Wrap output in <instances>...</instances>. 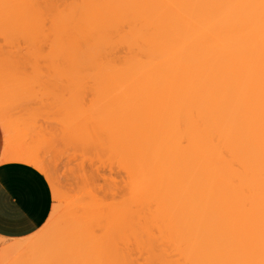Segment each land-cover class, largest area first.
Listing matches in <instances>:
<instances>
[{"label":"bare ground","instance_id":"6f19581e","mask_svg":"<svg viewBox=\"0 0 264 264\" xmlns=\"http://www.w3.org/2000/svg\"><path fill=\"white\" fill-rule=\"evenodd\" d=\"M259 5L258 0H0L1 23L23 24L15 31L25 29L27 43L32 32L47 42L48 50L39 48L45 52L34 50L37 58L47 52L45 67L97 70L91 79L111 88L100 127L90 129L96 135L92 150L105 155L101 164L110 161L106 165L125 176L118 180L107 171L111 179L105 177L107 183L100 182L95 192L89 186L86 201L69 199L72 205L68 201L54 224H60L58 230L46 228V240L61 257L77 254L66 261L264 264ZM10 143L0 162L20 160L45 172L40 150ZM43 234L21 239L24 243L13 240L14 262H7L17 264L18 257L20 264H50L44 245L47 252L51 245L43 243ZM4 249L0 245V264L7 263Z\"/></svg>","mask_w":264,"mask_h":264},{"label":"rangeland","instance_id":"374dc122","mask_svg":"<svg viewBox=\"0 0 264 264\" xmlns=\"http://www.w3.org/2000/svg\"><path fill=\"white\" fill-rule=\"evenodd\" d=\"M263 1L258 0L259 4L261 2V5H263ZM261 5L259 6L261 7ZM247 15L250 16L249 13ZM8 20L12 21L10 18ZM257 20H259V18ZM257 20L254 22V20L252 19L251 21H253L252 23L254 25H257L260 23L259 20V23L256 24ZM27 23H29L30 29L35 30V27L31 25V22L27 20ZM34 24L37 26V29L38 27L40 28V30L44 29V26H41V24L36 22H34ZM16 26H21L22 28L23 24L1 23L0 21V131L3 139V149L7 145V143L11 142L13 145L16 143L15 147H18L19 145H24L26 147L34 148V150H40V155L42 154L43 156L42 161L44 160L45 162H43L50 169L48 171V168L46 169L45 165V172H43V174L46 176L50 184L53 197L52 209L46 222L41 226L40 230H37L36 232L29 235L30 238H32L31 236L39 235L40 233H45L46 228L49 229L48 232L50 231V229L58 230L60 224H58V227H56V223L61 222L59 220L63 217V215L61 214L62 208H67L68 206H70L69 204H67L68 201L70 204L71 201L78 202V198H80L81 201H86L89 198L88 190L90 189L89 191H92L89 186H95V189L93 188L95 192L96 188L101 186L100 182H103L102 185L104 184L105 186V184L107 183V180L104 179L105 177H110L111 179V176L113 175V177L115 176L117 177L116 179L119 180V178L124 177L125 174L124 172H120L119 168H117L119 172L116 173L115 165H112V167L109 168L108 165H106L109 164V160L108 163L101 164L102 161L100 157L102 156L99 157L96 151L94 153L95 149L92 150V142L94 139L93 136L96 135H94L93 133L91 134L90 129L92 125L95 126V124H97L95 130L100 127L99 125H101V121L106 115V110L109 107V95L107 96V93L111 89L104 84H100L102 81L100 83H96L91 79V75L94 76L96 74H99L100 72H94L97 70L92 71V69H90L91 71H74L69 69L61 70L57 68H51L50 66V68L45 67L43 64L47 63V61L44 56L47 52L39 54L40 57L38 58L36 54L40 51L45 52L46 50H48L46 48L47 42H44V40L36 36V32L33 34L32 31L34 30H32V35L30 34V31L28 32V34H30L28 39L32 37V40L30 39L31 42L27 43L28 41L26 37L28 35H24L25 29L19 30V28V31H15ZM4 28H6V30ZM34 36L40 39L37 40V38L35 37L36 40H34ZM38 42L41 43L38 45ZM27 45L31 48H29ZM41 45L45 47H43L45 51L43 49V51H39ZM27 47L33 52L35 48L38 47L35 50L38 52L36 54L35 52H30L28 51ZM27 55L28 57H26ZM33 57L34 60L38 62H35V67H32V65L34 64L31 61L33 60ZM27 58H29L28 61ZM28 64L32 65L28 66ZM95 78L96 77H94L93 79L96 80ZM98 78L100 79L99 75ZM94 120H96V123L94 122ZM88 130L90 132H88ZM91 130L95 133L93 127ZM81 131H83L84 133H82ZM75 132L79 134H75ZM74 135H76V137L79 135L78 138H81L83 136L82 138L85 141H82V138L78 140V138H76ZM73 138H75L76 140L72 142ZM78 142L81 144H79ZM84 142H86L87 144L85 145ZM56 149L58 150V154L60 155H55V153H57ZM80 150L82 151L81 154ZM102 158L105 159V155H103ZM98 163L100 166L98 165ZM102 165L104 167H102ZM106 167L108 170L106 169ZM110 169L113 170L110 171ZM107 171L108 174L111 176H108ZM97 173L104 174L102 176L101 174ZM52 174L53 176H51ZM92 177L94 180L92 179ZM55 182L58 183L57 185L60 184V186L62 187L59 186L60 189H57L59 187L55 185ZM91 182L95 184L93 185ZM89 183H91V185ZM61 188L64 189V193H61L63 191L59 192L60 190H62ZM58 192L61 193V195ZM68 192L69 195H71V198L67 195L66 196L68 198L64 197V195ZM58 197L60 198L58 199ZM62 198L64 200H62ZM69 199H71V201ZM64 204H67V206H65ZM56 208L57 210H55ZM54 211L55 213H53ZM59 216H61V218ZM54 224L56 226H54ZM46 233L43 234V240H46V237L47 240H49V235L47 234V236ZM29 236L23 238H15L8 241L5 240L4 242L5 244L10 243V246H12L11 242L14 241H23V243L26 242V240L29 241ZM25 238L26 240H21ZM47 240L43 241V243H48L49 246L51 245L50 248L48 247L51 252L49 250L48 252L50 253H48L46 250L47 246L43 244L44 260L50 261V264H62V262L66 261L68 257L70 259L72 258L73 252H70L67 258L65 259L61 257V255L63 256L62 253L59 254L61 250H58L59 252L57 253L56 248L54 249L55 244L49 243V241ZM4 242L2 243L3 245ZM3 245L1 246L5 248L4 250L7 249L8 251H6V254H1V256H6L5 258L7 259L4 258V261L7 262L8 259H11V252L15 250H13V248L15 247L12 246V248L10 249V247ZM19 248L17 247V249ZM4 250H2V252ZM19 251L20 253H22L23 251V254L25 255L27 254L24 253L22 247ZM3 253H5V251ZM14 254H18V252L15 251ZM70 254H72V256ZM76 255L74 253V256ZM21 256L22 258H24L27 255ZM17 258V261L15 262H17V264H20L18 262L19 259ZM75 259L72 258L71 261H74ZM57 260L59 262H57ZM71 261L68 259L66 262H70L69 264H71ZM10 262L13 263L14 261L12 262L10 260ZM66 262H64L63 264H67ZM11 263L7 262L6 264Z\"/></svg>","mask_w":264,"mask_h":264},{"label":"crops","instance_id":"0c3cea01","mask_svg":"<svg viewBox=\"0 0 264 264\" xmlns=\"http://www.w3.org/2000/svg\"><path fill=\"white\" fill-rule=\"evenodd\" d=\"M1 153L3 139L0 131V157ZM52 204V190L42 171L20 160L0 162V214L8 223L7 227L0 229V245L5 240L23 238L40 230ZM16 208L24 209L29 223L18 222L19 218L13 212Z\"/></svg>","mask_w":264,"mask_h":264},{"label":"snow or ice","instance_id":"6c2138e0","mask_svg":"<svg viewBox=\"0 0 264 264\" xmlns=\"http://www.w3.org/2000/svg\"><path fill=\"white\" fill-rule=\"evenodd\" d=\"M14 214L19 218L18 222L20 224H27L30 222L29 217L24 214V209L16 208L13 210ZM8 226L7 221H5L4 216L0 214V229H3Z\"/></svg>","mask_w":264,"mask_h":264}]
</instances>
